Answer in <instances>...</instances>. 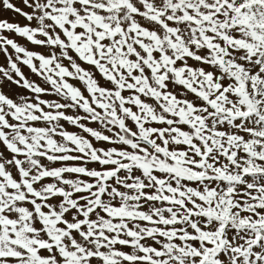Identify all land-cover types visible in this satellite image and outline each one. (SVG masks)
Returning <instances> with one entry per match:
<instances>
[{"label": "snow or ice", "instance_id": "snow-or-ice-1", "mask_svg": "<svg viewBox=\"0 0 264 264\" xmlns=\"http://www.w3.org/2000/svg\"><path fill=\"white\" fill-rule=\"evenodd\" d=\"M0 264H264V0H0Z\"/></svg>", "mask_w": 264, "mask_h": 264}, {"label": "rangeland", "instance_id": "rangeland-1", "mask_svg": "<svg viewBox=\"0 0 264 264\" xmlns=\"http://www.w3.org/2000/svg\"><path fill=\"white\" fill-rule=\"evenodd\" d=\"M4 15H7V17L9 19H17V17L15 16V14L8 12V13H0V17H3Z\"/></svg>", "mask_w": 264, "mask_h": 264}]
</instances>
